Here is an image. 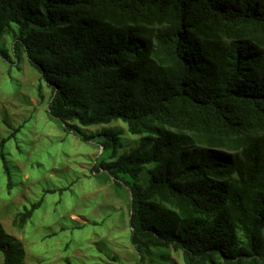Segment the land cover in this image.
Segmentation results:
<instances>
[{
    "label": "trees",
    "instance_id": "trees-1",
    "mask_svg": "<svg viewBox=\"0 0 264 264\" xmlns=\"http://www.w3.org/2000/svg\"><path fill=\"white\" fill-rule=\"evenodd\" d=\"M0 33L51 88L48 113L67 131L104 139L103 150L119 131L80 127L120 120L139 136L95 170L128 188L141 255L264 264V0H0ZM17 132L0 139L7 180L4 148ZM0 256L24 264L1 224Z\"/></svg>",
    "mask_w": 264,
    "mask_h": 264
},
{
    "label": "rangeland",
    "instance_id": "rangeland-1",
    "mask_svg": "<svg viewBox=\"0 0 264 264\" xmlns=\"http://www.w3.org/2000/svg\"><path fill=\"white\" fill-rule=\"evenodd\" d=\"M13 42L11 33H0V50L8 56H0V139L18 128L4 148L9 180L0 162V224L22 244L24 264H169L162 254L170 264H184L180 252L156 248L141 255L134 248L128 188L95 170L133 148L139 136L120 120L80 127L84 135L119 131L116 148L103 150L104 139L67 131L48 113L51 88L22 52L14 56ZM41 197L25 225L15 226V216Z\"/></svg>",
    "mask_w": 264,
    "mask_h": 264
}]
</instances>
